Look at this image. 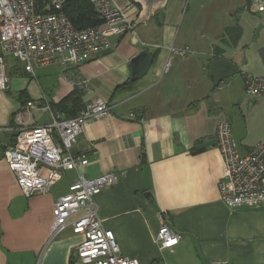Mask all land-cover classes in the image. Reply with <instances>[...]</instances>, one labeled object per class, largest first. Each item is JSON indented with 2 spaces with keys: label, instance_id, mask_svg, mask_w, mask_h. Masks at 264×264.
<instances>
[{
  "label": "crops",
  "instance_id": "crops-1",
  "mask_svg": "<svg viewBox=\"0 0 264 264\" xmlns=\"http://www.w3.org/2000/svg\"><path fill=\"white\" fill-rule=\"evenodd\" d=\"M119 4L131 29L109 37L107 52L77 66L35 68L33 76L22 68L0 92L4 147L18 129L50 122L48 113L37 110L44 115L38 118L31 112L28 102L53 107L76 91L83 107L100 98L110 108L86 124L71 149L87 164L64 171L47 193L25 198L0 159V264H71L82 237L70 228L51 237L54 204L78 175L108 173L116 184L93 202L123 257L140 264H264V205L228 208L220 201L223 162L215 147L221 122L240 153L264 140V99L243 92L244 75L264 73L257 53L264 48V12L253 13L243 0ZM249 20L256 40L243 37ZM141 50L152 61L132 83L129 62ZM215 57L232 62L239 74L214 85L209 64ZM159 215L181 236L171 251L158 249Z\"/></svg>",
  "mask_w": 264,
  "mask_h": 264
},
{
  "label": "built area",
  "instance_id": "built-area-1",
  "mask_svg": "<svg viewBox=\"0 0 264 264\" xmlns=\"http://www.w3.org/2000/svg\"><path fill=\"white\" fill-rule=\"evenodd\" d=\"M68 1L0 0V92L8 90L5 73L8 57L22 63L24 72L32 76L35 68L53 64L77 66L107 52L111 47L109 37L131 29L119 0H87L102 22L76 29L63 12ZM249 3L253 13L264 12V0H249ZM169 64L167 61L164 70ZM243 91L248 96L264 99V73L244 75ZM26 105L48 113L50 122L18 129L12 145L4 147L0 143V159L14 174L21 194L29 198L47 193L64 171H76L87 164L84 157L73 155L71 149L86 124L107 115L110 108L106 101L96 98L87 102L78 115L65 119L47 103ZM128 118L134 119V115L128 114ZM215 147L223 162L218 182L220 201L228 208L264 205V140L240 153L229 125L221 122L215 131ZM116 182L114 173L89 179L78 175L67 193L56 200L51 237L68 228L72 234L82 237L71 264H140L136 258L120 254L113 233L102 227L96 213L93 198ZM159 224L158 249L171 251L181 236L168 226L162 215H159Z\"/></svg>",
  "mask_w": 264,
  "mask_h": 264
},
{
  "label": "trees",
  "instance_id": "trees-1",
  "mask_svg": "<svg viewBox=\"0 0 264 264\" xmlns=\"http://www.w3.org/2000/svg\"><path fill=\"white\" fill-rule=\"evenodd\" d=\"M63 12L76 29L98 26L102 22L87 0H69ZM82 107L80 94L74 91L59 104L53 106L52 110L63 114L65 119H69L75 117Z\"/></svg>",
  "mask_w": 264,
  "mask_h": 264
},
{
  "label": "water",
  "instance_id": "water-1",
  "mask_svg": "<svg viewBox=\"0 0 264 264\" xmlns=\"http://www.w3.org/2000/svg\"><path fill=\"white\" fill-rule=\"evenodd\" d=\"M248 8L249 0H243ZM259 55L264 59V48H261ZM152 59L146 50H141L129 62L130 76L129 81L135 82L140 79L148 70ZM209 72L214 85H218L223 80L239 74V69L230 61L215 57L209 64Z\"/></svg>",
  "mask_w": 264,
  "mask_h": 264
},
{
  "label": "rangeland",
  "instance_id": "rangeland-1",
  "mask_svg": "<svg viewBox=\"0 0 264 264\" xmlns=\"http://www.w3.org/2000/svg\"><path fill=\"white\" fill-rule=\"evenodd\" d=\"M242 14H248L247 12H243ZM245 16H248V15H245ZM262 16H264V14H262ZM247 25H248V27H246V28H244V32H243V37L247 40V41H249V40H256V34H254L255 33V27L254 26H252L251 25V22H250V20L249 21H247ZM262 48V47H261ZM260 48V49H261ZM259 49V50H260ZM258 50V51H259ZM257 51V53L259 54V52ZM260 56V55H259ZM261 58V57H260ZM23 68V65H22V63H20L18 60H16V59H13V58H6L5 59V73H6V75L8 76V80L10 79V78H12V77H16V76H18L19 74V72L21 71V69ZM251 70H253V71H257L258 70V67H256V66H253V67H251ZM231 78V77H230ZM230 78L228 79V80H230ZM228 80H226V82H228ZM235 82H237V81H235ZM8 83H9V81H8ZM244 92V91H243ZM248 96V95H247ZM28 100L30 99V98H27ZM22 100H26L25 98H22ZM30 101V100H29ZM33 103H35L34 101H33ZM232 108H233V106H232ZM237 108H236V106H235V108H233V110H236ZM35 110V111H34ZM33 111L31 110V112H36L37 110L39 111L40 109H34ZM26 113H30V111L29 110H27L26 111ZM36 114H37V117L38 118H41V117H43L44 118V115L42 114V113H40V112H36Z\"/></svg>",
  "mask_w": 264,
  "mask_h": 264
}]
</instances>
